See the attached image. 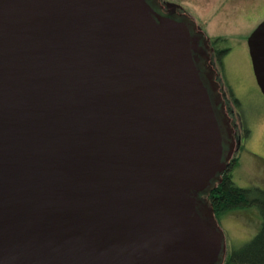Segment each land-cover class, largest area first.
I'll return each instance as SVG.
<instances>
[{"label": "water", "instance_id": "obj_1", "mask_svg": "<svg viewBox=\"0 0 264 264\" xmlns=\"http://www.w3.org/2000/svg\"><path fill=\"white\" fill-rule=\"evenodd\" d=\"M248 44L264 94V21ZM198 47L149 0H0V264L222 263Z\"/></svg>", "mask_w": 264, "mask_h": 264}, {"label": "rangeland", "instance_id": "obj_2", "mask_svg": "<svg viewBox=\"0 0 264 264\" xmlns=\"http://www.w3.org/2000/svg\"><path fill=\"white\" fill-rule=\"evenodd\" d=\"M167 1L181 4L197 24H202L206 34L217 40L220 49H230L222 72L219 67L220 76L235 110V120L243 121L250 133L246 148L237 151L229 170L236 185L264 188V94L254 75L247 44L251 32L264 17V0ZM218 220L225 232L227 251L252 239L262 221L259 209L251 205L228 210Z\"/></svg>", "mask_w": 264, "mask_h": 264}, {"label": "flooded vegetation", "instance_id": "obj_3", "mask_svg": "<svg viewBox=\"0 0 264 264\" xmlns=\"http://www.w3.org/2000/svg\"><path fill=\"white\" fill-rule=\"evenodd\" d=\"M149 1L152 5H154L155 9L160 14L170 15L171 17L188 21L192 35L198 37L199 47L194 52L195 57H197V67L200 69V74L204 80L207 90H209L210 98L213 100L214 110L216 111L218 122H220L221 133H223L224 158L231 154L228 163L229 166L225 171L227 172L229 171L232 162L236 158L237 151L242 152V150L246 148L247 136L250 133L249 128L245 127V123L243 121L238 123V121L235 120V110H233V108L230 106L229 95L227 89H225L223 78L220 76V73L223 70L221 66L223 65L225 55L230 49L228 47L220 49L217 45V40L212 39L211 35H207L202 24H197L195 19L186 13L184 7H180L178 5L170 6L167 4V0ZM262 21H264V17L259 22V24H261ZM259 24H257V26ZM248 48L250 55L249 44ZM219 67H221V72ZM235 99L237 106H240V100L236 97Z\"/></svg>", "mask_w": 264, "mask_h": 264}, {"label": "trees", "instance_id": "obj_4", "mask_svg": "<svg viewBox=\"0 0 264 264\" xmlns=\"http://www.w3.org/2000/svg\"><path fill=\"white\" fill-rule=\"evenodd\" d=\"M221 177L207 196L217 219L228 210L250 205L259 209L262 219L259 231L252 239L227 251L221 264H264V188L236 185L230 170Z\"/></svg>", "mask_w": 264, "mask_h": 264}]
</instances>
